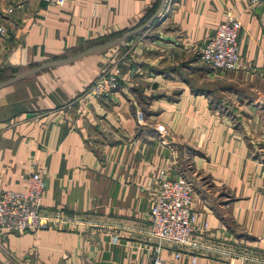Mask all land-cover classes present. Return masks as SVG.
<instances>
[{
    "label": "crops",
    "instance_id": "0c3cea01",
    "mask_svg": "<svg viewBox=\"0 0 264 264\" xmlns=\"http://www.w3.org/2000/svg\"><path fill=\"white\" fill-rule=\"evenodd\" d=\"M159 3L0 0V71L119 36L150 21ZM162 11L110 53L0 88V191L23 190L41 169V208L93 223L4 233L0 264H148L156 254L165 264L189 255L195 264H264V3L168 0ZM227 11L241 23L237 65L211 70L198 49ZM103 57L118 61L117 88L79 98ZM168 175L191 186L197 222L185 246L148 233L149 205Z\"/></svg>",
    "mask_w": 264,
    "mask_h": 264
},
{
    "label": "built area",
    "instance_id": "2783aa9c",
    "mask_svg": "<svg viewBox=\"0 0 264 264\" xmlns=\"http://www.w3.org/2000/svg\"><path fill=\"white\" fill-rule=\"evenodd\" d=\"M49 5L60 7L64 0H42ZM264 3V0H261ZM251 3L257 0H250ZM9 11V10H8ZM241 28L240 20L230 12H225L214 32L198 49V58L211 70L231 71L238 61L237 35ZM4 31L0 27V36ZM121 71L118 65L111 64L99 69L94 79L78 94L79 98H106L116 87ZM137 112V122L141 121ZM259 164L264 189V134L260 150ZM41 169L32 170L24 178L23 190L4 189L0 191V235L12 232L22 234L47 227H67L69 225L93 226L89 220L69 217L63 211H45L40 206V198L45 183ZM197 216L192 208L191 186L182 176H165L157 182V188L148 210V232L158 241L171 246H185L193 231ZM203 223L202 229L206 230ZM264 243V237L259 238ZM158 251V248H156ZM173 258H179L180 251L172 252ZM196 255H189L188 264L196 263ZM148 264H165L156 254ZM228 264H232L228 261Z\"/></svg>",
    "mask_w": 264,
    "mask_h": 264
},
{
    "label": "water",
    "instance_id": "95a60500",
    "mask_svg": "<svg viewBox=\"0 0 264 264\" xmlns=\"http://www.w3.org/2000/svg\"><path fill=\"white\" fill-rule=\"evenodd\" d=\"M167 1L168 0H160L158 9L154 13V15L152 16L150 21L155 19L156 23H158L162 20V18L164 17V13L162 11V8L164 7V5ZM150 21H148L147 23H144L142 25H139L138 27L130 29V30L126 31L125 33H122L119 36L113 37V38L108 39L102 43H99V44L87 47L83 50H80L73 55L44 61V62H42V63H40V64H38V65L28 69V70L17 73V74H15V75H13V76L5 79V80H1L0 81V88L7 86L9 84H12L14 82H17L21 79H24V78H26L30 75H33V74H35L41 70L51 68V67L67 65V64L74 62L75 60H77L79 58L84 57V56L107 50V49H109V48H111V47H113V46H115V45H117L123 41H126L129 37L137 34L139 31L143 30L149 24Z\"/></svg>",
    "mask_w": 264,
    "mask_h": 264
},
{
    "label": "rangeland",
    "instance_id": "374dc122",
    "mask_svg": "<svg viewBox=\"0 0 264 264\" xmlns=\"http://www.w3.org/2000/svg\"><path fill=\"white\" fill-rule=\"evenodd\" d=\"M2 29H3V31H4V28L2 27V26H0ZM5 32V31H4ZM113 38V37H112ZM109 39H111V38H109ZM106 40H108V39H106ZM124 42V41H123ZM122 43V42H121ZM115 48V46H113V47H111V48H109V50L107 49V50H104V51H102V52H106L107 51V53H110L113 49ZM73 52H75V51H71L70 53H66V54H64L63 56H67V55H71ZM99 53H101V52H99ZM115 57V56H114ZM42 62H44V60L43 61H36V62H34V63H32L31 65H28V66H26V67H21L20 69H18V70H16V72L14 71V73L13 74H10V75H6V74H8L9 73V71H8V73H6L5 74V72H3V71H0V79H2V78H4V77H11V76H13V75H15V74H17V73H20V72H22V71H25V70H28V69H30V68H32V67H34V66H36V65H38V64H40V63H42ZM202 62V61H201ZM118 63V61L116 62V60L113 58V57H103L102 58V60H101V63L99 64V69H101L102 67H107L108 65H111V64H116V65H118L117 64ZM119 66V65H118ZM99 69H98V71H99ZM10 72H12V70L10 71ZM98 73V72H97ZM117 85H118V83H117ZM117 85H116V87L109 93V95L117 88ZM86 87V86H85ZM108 95V96H109ZM107 96V97H108ZM95 98H101V97H95ZM140 114H141V117H142V113L140 112ZM137 120V119H136ZM149 233V232H148ZM153 238V237H152ZM155 239V238H154ZM160 242H162V241H160ZM163 243V242H162ZM153 257V256H152ZM152 257L149 259V262H150V260L152 259ZM148 262V263H149Z\"/></svg>",
    "mask_w": 264,
    "mask_h": 264
},
{
    "label": "trees",
    "instance_id": "16d2710c",
    "mask_svg": "<svg viewBox=\"0 0 264 264\" xmlns=\"http://www.w3.org/2000/svg\"><path fill=\"white\" fill-rule=\"evenodd\" d=\"M104 41H106V39H99V40H96V41H94V42H92V43H87V44H85L84 46H82L80 49H77V50H75V52H73L71 55H73V54H75V53H77L78 51H80V50H83V49H85V48H87V47H90V46H93V45H96V44H99V43H102V42H104ZM67 56H69V55H67ZM61 57H66V56H60L59 58H61ZM5 74H6V72H5ZM8 76V75H7ZM4 77V78H2V79H0V80H5V79H7V78H9V77Z\"/></svg>",
    "mask_w": 264,
    "mask_h": 264
}]
</instances>
